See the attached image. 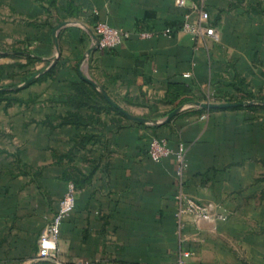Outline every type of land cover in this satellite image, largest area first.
<instances>
[{"label":"crops","instance_id":"1","mask_svg":"<svg viewBox=\"0 0 264 264\" xmlns=\"http://www.w3.org/2000/svg\"><path fill=\"white\" fill-rule=\"evenodd\" d=\"M195 1L0 0V264H264V110L195 104L264 98V0H205L217 39L183 30ZM98 20L129 38L97 47ZM152 136L185 143L184 192L226 218L178 214ZM68 183L59 260H37Z\"/></svg>","mask_w":264,"mask_h":264},{"label":"built area","instance_id":"2","mask_svg":"<svg viewBox=\"0 0 264 264\" xmlns=\"http://www.w3.org/2000/svg\"><path fill=\"white\" fill-rule=\"evenodd\" d=\"M186 0H176L178 6H184ZM194 7L198 12L195 22L185 20L183 30L194 38L211 37L218 38L215 27L209 22V13L205 8V0H196ZM188 17V14L185 15ZM92 35L95 37L97 47H116L124 43L130 36L129 31L121 27H114L107 21L98 20L92 26ZM212 102V101H210ZM209 110V109H207ZM202 114L201 117H204ZM147 155L154 162H161L171 157L175 164L174 175L178 185L176 194L177 211L179 215L189 214L195 220L206 219L215 221L226 218L216 210L212 202H203L196 199L183 190L185 174L188 168L187 149L183 141H177L170 145L166 138L152 136L147 140ZM76 187L74 183H68L58 200L57 208L51 218L44 224L37 237V260L58 262V239L61 226L65 218L75 207ZM190 252L181 250L175 260L169 264H186ZM74 264H90L88 261H77Z\"/></svg>","mask_w":264,"mask_h":264},{"label":"trees","instance_id":"3","mask_svg":"<svg viewBox=\"0 0 264 264\" xmlns=\"http://www.w3.org/2000/svg\"><path fill=\"white\" fill-rule=\"evenodd\" d=\"M241 97H247L248 99H246V100H250V99H253V98H258L260 100H264L263 97H256L252 93H245V94H242V95H239V96H237V95H229L228 97H225V96H222V95H218L217 94V95H215L214 98H215V100H218V101L238 102V101H240V99H238V98H241ZM109 107L112 108V109H114L115 111H117L119 113L122 112L121 109H119L118 107L113 106L112 104H109ZM231 108H240V106H233ZM146 145H147V141H146ZM146 152H147V150H146Z\"/></svg>","mask_w":264,"mask_h":264},{"label":"water","instance_id":"4","mask_svg":"<svg viewBox=\"0 0 264 264\" xmlns=\"http://www.w3.org/2000/svg\"><path fill=\"white\" fill-rule=\"evenodd\" d=\"M94 37V36H93ZM95 39V37H94ZM246 102H237V103H218V102H210V101H206V102H195V104L203 109H213V108H223V107H233V106H242L244 104H246ZM126 115H129L126 112H123Z\"/></svg>","mask_w":264,"mask_h":264},{"label":"rangeland","instance_id":"5","mask_svg":"<svg viewBox=\"0 0 264 264\" xmlns=\"http://www.w3.org/2000/svg\"><path fill=\"white\" fill-rule=\"evenodd\" d=\"M240 99V101L238 102H246V104L240 106V107H246L248 109H257V108H261L264 110V100H260L258 98H253V99H250V100H246L248 99L247 97H241V98H238ZM227 103H237V102H227Z\"/></svg>","mask_w":264,"mask_h":264}]
</instances>
